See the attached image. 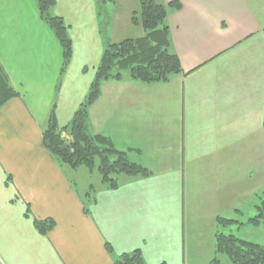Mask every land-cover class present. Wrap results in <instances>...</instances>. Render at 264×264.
Instances as JSON below:
<instances>
[{
	"label": "crops",
	"instance_id": "0c3cea01",
	"mask_svg": "<svg viewBox=\"0 0 264 264\" xmlns=\"http://www.w3.org/2000/svg\"><path fill=\"white\" fill-rule=\"evenodd\" d=\"M178 1L168 23L183 72L105 81L90 108V130L151 171L109 189L60 166L43 132L54 105L70 124L108 41L144 35L139 0H56L73 43L59 89L62 48L36 0H0V61L19 92L0 108V264H115L134 250L147 264H233L218 233L262 243L249 219L264 197V0ZM35 218L55 225L41 234Z\"/></svg>",
	"mask_w": 264,
	"mask_h": 264
},
{
	"label": "trees",
	"instance_id": "16d2710c",
	"mask_svg": "<svg viewBox=\"0 0 264 264\" xmlns=\"http://www.w3.org/2000/svg\"><path fill=\"white\" fill-rule=\"evenodd\" d=\"M102 6L108 1L97 0ZM140 8L133 15L134 23L140 24L144 35L128 38L120 42H107L101 60L96 68L88 94L73 114L70 124L61 127L56 117V105L51 109L48 127L43 132L44 146L54 156L60 166L92 169L99 157L98 170L102 181L109 189L118 188V174H139L148 176L151 171L134 161L126 152L119 150L113 139L90 130V108L100 98L105 81H120L123 71L142 83H163L171 76L183 72L178 54L170 50L171 32L168 15L171 10H180L178 0L167 5L155 0H139ZM56 0H36L40 17L49 25L58 39L63 53L60 76L56 87L59 89L62 77L73 56V43L64 19L51 13ZM19 96L11 84L8 73L0 61V108L9 100ZM88 211V209H86ZM249 221L257 225L264 222V197L258 206V215ZM222 225L238 223L237 220L218 217ZM241 223V222H239ZM36 229L47 235L55 225L52 219H34ZM109 250L111 245L107 243ZM218 254L226 256L233 264H264V244L242 239L234 234L218 233L216 236ZM115 264H147L139 250L124 253ZM211 264H222L215 258Z\"/></svg>",
	"mask_w": 264,
	"mask_h": 264
},
{
	"label": "rangeland",
	"instance_id": "374dc122",
	"mask_svg": "<svg viewBox=\"0 0 264 264\" xmlns=\"http://www.w3.org/2000/svg\"><path fill=\"white\" fill-rule=\"evenodd\" d=\"M122 73H123V75H128V74H130L128 70H125V71H123ZM99 161H100V160H99V157H97L96 160H95L96 163H95V165H94V167H93L92 169L94 170L95 173L97 172V174H99V176H101V175H100V172H99V170H98ZM83 166H84V165H83ZM86 168L90 169V167H88V166H86ZM93 177H94V175H93ZM101 180H102V178H101ZM102 182H103V181H102ZM94 189H95V187H92V188H91V191L94 190ZM263 224H264V222H263ZM261 239H262V240H261L262 243L264 244V237L261 236Z\"/></svg>",
	"mask_w": 264,
	"mask_h": 264
}]
</instances>
